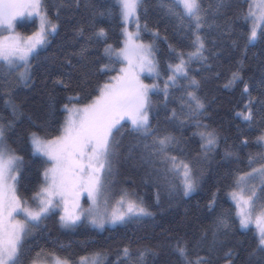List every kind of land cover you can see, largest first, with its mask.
Here are the masks:
<instances>
[{"label": "trees", "instance_id": "trees-1", "mask_svg": "<svg viewBox=\"0 0 264 264\" xmlns=\"http://www.w3.org/2000/svg\"><path fill=\"white\" fill-rule=\"evenodd\" d=\"M44 6L57 28L32 54L28 80L21 82L14 70L0 68V120L10 125L6 142L23 157L17 189L25 199L38 190L48 165L45 158L33 155L29 134L36 132L45 139L57 136L68 97L79 96L75 102L80 104L90 102L119 66L109 63L105 46L118 48L122 43L116 0H44ZM203 7L208 9L207 24L200 32L205 47L202 56L190 60L188 53L195 50L190 21L169 15L160 0H144L139 9V23L159 34L153 39L142 30L141 38L154 40L156 61L164 76L169 74V64L179 62V53L188 61L187 77L172 83L167 95L165 91L149 95L152 134L132 131L129 121H121L122 126L114 131L112 174L107 178L109 202L124 191L141 195L151 215L105 224L101 229L85 220L63 227L60 213L54 211L30 230L21 264H29L37 252L55 253L70 261L101 253L104 264H185L176 252L178 244L186 246L193 260L199 255L210 257L211 264L227 259L230 264H264L254 227L240 229L229 197L237 176L264 164L260 159L249 165V156L264 154V146L257 144V137L264 134V35L248 42L249 24L241 15L247 8L243 0H225L218 12L215 0H203ZM35 27L34 20L15 25L25 34ZM100 28L105 30L104 37L96 35ZM104 65L115 71H99ZM233 73L239 79L229 83ZM189 92L204 105L198 115ZM250 102L254 119L245 122L237 113H246ZM197 121L216 134V144L207 154L201 152L202 140L194 134L203 130ZM168 135L175 138L168 154L192 165L196 188L187 196L181 179L172 175L165 179L162 157L152 155L155 139ZM256 183L252 181L250 187ZM222 218L228 227L219 224ZM125 248L130 253L127 258ZM140 251L145 252L142 261ZM229 251L230 257L226 256Z\"/></svg>", "mask_w": 264, "mask_h": 264}, {"label": "snow or ice", "instance_id": "snow-or-ice-1", "mask_svg": "<svg viewBox=\"0 0 264 264\" xmlns=\"http://www.w3.org/2000/svg\"><path fill=\"white\" fill-rule=\"evenodd\" d=\"M144 0H116L122 21L125 25L135 22L136 32H129L125 27L126 39L124 47L118 51L112 45H107L105 54L109 63H120L116 75L109 77L101 87L99 95L90 103L77 107L64 106L68 113L64 121L61 135L53 139H45L36 132H31L28 140L33 155L46 157V167L42 173L43 181L39 190L34 192L30 199L23 198L17 189L19 173L23 157L16 153L6 142V126L0 120V264H21L24 253V243L30 230L57 209H62L59 219L63 227H71L88 219L90 223L103 229L105 224H122L126 221L151 213L131 194L125 192L109 208L108 177L112 174V156L116 147L114 131H118L121 121H130L131 130L148 136L152 134L149 121L150 100L149 93L157 89V85H147L141 80L145 72L156 74L155 50L153 45L136 43L140 32L147 31L145 24L141 28L139 23V9ZM225 0H215V12L224 5ZM247 5L241 15L250 26L248 42L252 43L258 35H264V0H243ZM160 4L167 8L169 15L177 17L180 21H190V28L194 26L192 46L194 51L188 53L189 60L203 55L204 40L200 35L207 24L208 9L203 7V0H160ZM23 17L39 18V29L31 35L24 37L15 33L16 21ZM208 27H212L208 24ZM57 25L49 19L45 10L44 0H0V68L7 67L9 71L17 67H26L29 57L38 48L43 47L51 33H55ZM7 32V35L3 33ZM99 37L106 35L100 28L96 33ZM154 39L158 33H152ZM175 52V49H170ZM179 63L169 64L171 74L165 81L164 91L167 95L169 82L173 84L180 76L187 77V63L184 53H179ZM99 71H115L114 67L104 65ZM23 76V74H21ZM239 79L233 73L232 81ZM59 82V81H58ZM193 86L197 81L192 80ZM227 87V85H225ZM248 91L247 86L244 89ZM189 101L195 102V114H199L204 105L194 95L188 93ZM80 97H68L69 103L79 101ZM246 113H237L245 122H252L254 113L251 102L245 106ZM175 117V113H173ZM196 126L203 128L194 133L199 135L201 152L207 154L216 144V134L209 130L207 125L197 121ZM174 137L161 136L154 141L153 156H161L160 164L164 169V177L169 175L181 178L184 194L187 196L195 191L196 181L190 161L177 155H169L168 149L174 143ZM247 143V141H244ZM257 144L264 145V136L257 138ZM145 145V148H148ZM264 159V154L257 153L249 156V165ZM258 180L255 186L250 187L252 181ZM87 193L91 204L83 208L80 197ZM235 205V216L239 221L240 229L247 231L254 227L258 239V248L264 252V164L259 168L253 167L251 171L237 176L232 191L229 193ZM215 203L213 199L212 204ZM212 205L210 204V207ZM220 225L228 227L225 219H220ZM176 252L185 264H211V258L196 256L190 259L186 246L178 244ZM124 257L130 256L129 250H123ZM229 251L226 256L230 257ZM42 256L50 257L47 264H104L101 253H92L79 257L78 261L61 258L55 253L37 252L30 264H39ZM144 251L139 252L142 261Z\"/></svg>", "mask_w": 264, "mask_h": 264}, {"label": "rangeland", "instance_id": "rangeland-1", "mask_svg": "<svg viewBox=\"0 0 264 264\" xmlns=\"http://www.w3.org/2000/svg\"><path fill=\"white\" fill-rule=\"evenodd\" d=\"M21 20H28V21H31V20H34L35 21V23H36V27H35V30L33 31V32H35V31H37L38 29H39V26H40V21H39V18H35V17H33V18H29V17H23V18H20V19H18L17 21H16V23L18 22V21H21ZM122 20V19H121ZM53 22V21H52ZM53 23H55L56 24V22L54 21ZM16 25V24H15ZM140 26H141V28H143V25H141L140 24ZM125 27H127V30L129 31V32H136L137 31V25H136V23L135 22H132V23H130V24H128V25H125L124 24V22L122 21V43H121V46L120 47H118V48H115V47H113V48H115L117 51L120 49V48H123L124 47V41H125V39H126V36H125V32H124V29H125ZM14 31H15V33H18L19 35H21V36H24V37H27V36H29V35H31L32 33H30V34H25V33H23V32H21V31H19V30H17L16 28L14 29ZM144 31V30H143ZM146 32H149L151 35H152V33L153 32H155V33H157L156 31H154V30H147ZM249 33H250V26H249ZM4 35H7L8 33L7 32H4L3 33ZM52 34V33H51ZM51 34H49V35H51ZM141 35H142V31L140 32V35H139V38H138V40H136V43H143V44H145V45H149V44H151V45H153V47H154V40H148V39H142L141 38ZM152 37H153V35H152ZM48 38H49V36H48ZM153 39H154V37H153ZM254 42V41H253ZM252 42V43H253ZM107 47V45L105 46V48ZM154 50H155V47H154ZM32 56V55H31ZM31 56L29 57V62H28V65L26 66V67H24V66H20V67H17L16 69H14V71H15V73H16V75H17V77L19 78V80L21 81V82H26L27 80H28V78H29V64H30V59H31ZM155 62H156V65H157V72L159 73V75H156V74H148L147 72H145V73H143L142 75H141V80H142V82L144 83V84H147V85H149V86H151V85H157L158 87H157V89L155 90V91H164V85H165V81H167V79H168V76L171 74V72H170V70H169V74L167 75V76H164V74L162 73V71L159 69V66H158V64H157V61H156V55H155ZM179 63V62H178ZM174 64H176V63H174ZM173 64V65H174ZM122 65L119 63V66H118V68H117V70L113 73V74H111L110 76H112V75H116L117 74V72H118V70H119V68L121 67ZM103 67V66H102ZM109 67H110V65H109ZM21 74H23V76L21 75ZM109 76V77H110ZM109 77L101 84V86L106 82V81H108V79H109ZM169 84L171 85L172 84V82H169ZM100 86V87H101ZM153 92V91H152ZM151 93V92H150ZM150 93H149V95H150ZM99 95V91H98V94L96 95V96H98ZM95 96V97H96ZM94 97V98H95ZM94 98H92V99H94ZM92 101V100H91ZM90 101V102H91ZM90 102H88V103H90ZM68 105V107H72L73 106V104H75V106H77V107H82L84 104H87V103H83V104H80V103H77V102H75V101H73L72 103H69V102H67V103H65L64 104V106L65 105ZM64 106H63V109H64ZM67 115H68V113L65 111V109H64V120H63V123H62V126H61V131H60V133L57 135V136H59V135H61V132H62V127H63V124H64V121H65V119L67 118ZM129 123H130V121H129ZM130 126H131V124H130ZM57 136H55V137H57ZM168 136H170V135H168ZM260 136H264V134H261V135H259L258 137H260ZM55 137H52V138H49V139H53V138H55ZM257 137V138H258ZM31 145V144H30ZM264 146V145H263ZM32 148V147H31ZM38 155V154H37ZM170 155V154H169ZM43 157V156H42ZM43 158H45L46 159V157H43ZM50 166V162L48 163V165H47V167H49ZM243 175V174H242ZM181 179V178H180ZM42 181H43V176H42ZM38 190H39V188H38ZM37 190V191H38ZM123 193H125V191L123 192ZM122 193V194H123ZM127 193H129V192H127ZM192 193V192H191ZM130 194V193H129ZM121 196V195H120ZM120 196L119 197H117L115 200H113L112 202H109V208H108V211H111V208H112V206H114L115 205V203H116V201L120 198ZM229 197H230V195H229ZM134 198L135 199H137L138 201H142V197H141V195H136V196H134ZM231 199V198H230ZM143 202V201H142ZM80 204H81V206L83 207V208H88L89 206H90V204H91V201H89L88 200V197H87V193H83L82 195H81V197H80ZM143 206L145 207V205L143 204ZM146 208V207H145ZM56 211H58L59 213H60V215L62 214V209H57ZM142 217V216H141ZM134 218H137V217H134ZM133 219V218H132ZM132 219H130V220H132ZM81 220H85V221H87L88 223H90L89 221H90V217L88 218V219H84V218H82ZM130 220H128V221H130ZM128 221H126V222H128ZM125 222V223H126ZM91 224V223H90ZM123 224V223H122ZM90 254H92V253H90ZM85 255H89V254H84V255H82V256H85ZM102 257H103V255H102ZM79 259V258H78ZM78 259H77V261H78ZM48 261H50V257H48L47 259H41V260H39V264H47V262ZM30 264V263H29ZM223 264H230V259H227Z\"/></svg>", "mask_w": 264, "mask_h": 264}]
</instances>
